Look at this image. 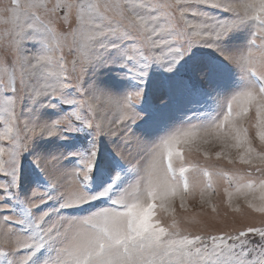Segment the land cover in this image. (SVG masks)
<instances>
[{
  "label": "snow or ice",
  "instance_id": "6c2138e0",
  "mask_svg": "<svg viewBox=\"0 0 264 264\" xmlns=\"http://www.w3.org/2000/svg\"><path fill=\"white\" fill-rule=\"evenodd\" d=\"M193 4H205L232 16L212 17ZM4 11L9 15L0 17V23L11 25L5 32L12 59L7 61L11 71L5 67L7 78L0 88L10 90L12 97L5 99L6 107L0 109V117L4 112L9 113L6 124L19 119L15 105L19 102L21 107L25 100L29 115L23 116V127L17 129L15 136L8 135L11 129L7 127L0 134V139L6 137L10 141L9 149L0 147V173L10 177L7 183L0 184L5 193L0 198V230L5 232L6 243L15 236L10 251H0V257H4L0 264H35L42 251L39 264H264V227H247L235 233L193 234L182 230L176 220L162 224L154 214V209L157 206L163 209L170 198L179 196L183 200L190 194L185 176L188 169L184 166L187 162L178 146L197 135L193 129H203L204 136H215L226 147L232 146L230 140L236 141L235 147L247 145L248 159L242 155L241 160L250 163L255 150L248 139V129L240 122L254 109L256 134L264 144V44L259 67L253 63L250 48L257 39L264 41V0H243L236 4L228 0H174L164 5L154 0H140L139 4L128 0H52L51 3L10 0ZM73 11L78 27L68 34L58 33L54 27L57 18L63 13L67 21ZM189 13L198 22L189 20ZM253 24L257 31L249 36L247 44L230 49L226 44L230 35L242 28L250 30ZM88 41L90 52L74 61V74L69 75L64 47L75 46L82 53ZM27 42H38L39 50L28 49ZM199 48L213 49L243 70V84L230 99H220L215 86L222 66L199 57L195 51ZM182 62L205 78L204 87L190 79L185 81V87L194 94L205 95L215 105L216 115H210L209 122L200 125L186 118L182 124H189L190 128L182 132L136 135L134 125L142 119L137 106L146 95L145 88L150 87L161 104L167 102L168 92L172 91L170 82L153 80L150 74L154 69L174 73ZM109 66L120 68V75L130 82L123 94L117 95L98 85L97 72ZM18 92L21 94L17 95ZM98 104L114 107L117 118L107 123L94 121L87 113L94 114ZM59 105H68L69 110L53 120L40 121L31 114ZM84 130L90 131L92 139L87 148L68 153L76 157V163L71 173L62 172V176L72 177L66 191L60 192L50 179L54 172L64 169L56 166V157H34L33 163L49 183L44 189L34 188L29 197L20 200L13 190L19 187L21 157L32 139L63 138L66 132ZM101 136L117 138L114 151L124 162L123 149L141 148L146 165L142 169L139 166L119 169L111 176V182H104L100 190L92 191V180L102 164L105 171H112L110 165L98 160ZM4 155L7 160L2 159ZM216 155L219 157L221 153ZM258 159L264 163V152L258 154ZM192 169L195 175L202 173L208 177L206 185L199 180L192 184V189L199 188L202 196L212 188L214 175L234 185L235 194L245 199L257 186L264 191V169L259 167L255 171L261 175L255 179L251 171L247 175H229L197 165H192ZM129 171H136L137 179L125 186L123 176ZM6 199L17 201L19 211L4 203ZM52 200L57 201L54 211L58 216L65 209L86 210V214L59 216L58 223L45 226L46 217L52 213L38 210ZM257 210L264 212V207ZM14 225L21 229L19 234L13 231ZM249 234L258 235L259 241L253 243ZM17 249H23L19 258H16ZM253 253L257 255L249 260ZM10 255L12 259H8Z\"/></svg>",
  "mask_w": 264,
  "mask_h": 264
},
{
  "label": "rangeland",
  "instance_id": "374dc122",
  "mask_svg": "<svg viewBox=\"0 0 264 264\" xmlns=\"http://www.w3.org/2000/svg\"><path fill=\"white\" fill-rule=\"evenodd\" d=\"M23 2V0H22ZM49 3L52 0H48ZM95 2V0H93ZM112 2V0H110ZM117 2H123V0H117ZM128 2H134L139 4L140 0H128ZM154 2L161 5L174 3V0H154ZM228 2L236 4L241 3L243 0H228ZM10 6V0H0V17H6L9 15L4 11L5 8ZM199 11L206 12L208 15L216 18L223 19L225 16L231 17V13H224L220 9L211 8L205 4H193ZM118 19V17H116ZM189 20L195 21V18L189 13ZM10 24L0 23V83L7 78L5 74V67H8V71H11L10 65H7V61L11 60V54L9 51L8 40L9 37L5 32L6 28H10ZM54 27L60 34L71 33L72 30L78 27V21L75 11H73L68 20L63 19V13L57 18ZM25 31H33L32 29L25 28ZM256 26L253 24L250 28H242L232 33L226 44L230 49H239L247 44L249 36L256 32ZM71 41V36H69ZM264 41L256 40L255 45H250L253 53V63L256 67L261 63V46ZM91 42L88 41L87 45L83 48L82 53H78L75 46L64 47L63 56L64 63L68 70L69 75L74 74L73 64L74 61L80 59V55L90 52ZM26 47L31 50H35L39 47L38 42H27ZM39 50V48L37 49ZM199 57L208 60H214L222 66V74L219 80L216 82L220 92V99H230L231 95L239 90L243 81L241 75L243 70L234 64L229 63L223 56L210 48H199L195 50ZM79 65H76V71H78ZM122 70L115 66H109L100 68L97 72L95 79L100 87L106 88V90L112 91L117 95L123 94L130 87V82L124 78L120 73ZM153 80H165L171 83L172 91L168 92V100L166 103L161 104L159 96L154 94L150 87L145 88V97L141 103L137 106V111L142 114V119L137 121L134 125V132L140 136L142 134H148L155 136L157 134L163 135L166 131H185L190 128L189 124H182L186 118H192L191 123L200 125L207 124L209 116H215L213 111L215 105H212L203 94H194L192 91L185 87V81L191 80L198 86L204 87L205 78L198 72L190 71L188 66L182 62L178 66L174 73H164L162 71L154 69L150 74ZM92 77L90 76L89 79ZM19 88V84H17ZM21 93H17L20 95ZM215 95V92H213ZM12 93L10 90L0 88V109L5 108V99L11 98ZM79 98V97H77ZM55 103V101H54ZM226 103V101H225ZM11 108L12 105H7ZM28 102L25 100L21 107L19 102L15 105V115L19 117L17 120H11L6 124L5 120H10L8 112H4L0 117V134H3L5 128H10L9 136H15L17 129L23 127L24 117L29 115L27 112ZM69 110L68 105H59L58 108H43L31 113L37 115L40 121L53 120L64 112ZM87 113V110H84ZM87 115L94 121H102L107 123L108 121L115 120L117 118L116 109L112 106L105 104H98L96 106L95 113H87ZM200 118V119H197ZM251 121V123H250ZM255 110L252 109L248 112L247 116L240 122L244 128L248 129V139L251 141V147L255 150L253 158L250 163H244L241 160V156L244 155L245 159L248 156L245 152L247 145L243 147H235L236 141L230 140L232 146L227 150L217 148H205L199 145V139L203 135V129H193L197 131L195 137H188L182 141L178 146L183 160L186 161L185 167L188 171L185 176L189 181V192L183 200L179 196L170 198V201L166 202L164 208L156 207L154 214L159 216L162 224H167L172 220H176L179 227L182 230L191 232L193 234L204 232L205 234H219L221 232L235 233L240 230H244L247 227H264V212L258 211V208L264 207V200L261 199L264 196L259 186L254 191H250L247 199L244 196L235 194V186L229 185L224 182L223 179L212 176V188L207 189L203 196L199 188L193 190L192 184L194 181L199 180L202 185H206L208 177H204L201 174L195 175L193 173L192 165H197L200 168L208 169L210 172H225L229 175H247L249 171L252 172L253 178L259 177L261 174L255 171L256 168L264 169V163L258 159V154L264 152V144L256 134L255 128ZM204 136V135H203ZM92 137L90 131H77L71 133H64L63 138L60 136H36L32 139L28 151H26L20 161V180L19 187L13 191L18 194L19 199L23 200L31 195L34 188L44 189L47 187L49 181L45 175L33 163L34 157L50 158L56 157V166L58 168H64L61 171H56L51 176L52 183L57 184L60 192L66 191V186L72 180L71 175L62 176V172L71 173L72 167L76 163V157L69 156L68 153L75 152L87 148ZM118 143L117 138L111 140L106 136H101L98 139V160L104 162V164L110 165L112 168L111 173L104 170L102 164L99 171L94 175L91 183V190H100L104 182H111V176L115 175V172L119 169L127 167L128 169H134L140 167L141 169L146 165V161H142L144 151L133 146L131 148L123 149L124 161H121L114 151L115 145ZM0 147L6 150L10 148V141L8 138L0 139ZM217 152L221 155L218 157ZM67 157V158H65ZM2 159L7 160V155H4ZM178 174V172H177ZM123 179L125 186L128 183H133L137 179L136 171H129L124 174ZM10 180V177L0 173V184H5ZM227 189V191H226ZM229 192L233 193L229 196ZM5 193L3 189H0V198H3ZM4 203L10 205L11 208H17V201L12 199H6ZM158 205V201L155 202ZM57 201L52 200L46 204L40 206L38 211L47 210L51 212L50 217H46L45 226L50 222H59V216L71 217L74 215H84L86 210L78 209H65L59 213V216L54 211ZM166 209V210H165ZM8 215L9 213H4ZM13 231L17 234L21 232L19 226H12ZM249 240L256 243L259 241L258 235L249 234ZM6 236L3 230H0V251L8 252L15 244V236L11 237V242L6 243ZM17 257L23 255V249H17ZM43 251L38 254L35 264H39L40 259L43 257ZM257 254L253 253L248 259L252 260ZM10 255L8 259H12ZM4 260V257H0V261Z\"/></svg>",
  "mask_w": 264,
  "mask_h": 264
},
{
  "label": "bare ground",
  "instance_id": "6f19581e",
  "mask_svg": "<svg viewBox=\"0 0 264 264\" xmlns=\"http://www.w3.org/2000/svg\"><path fill=\"white\" fill-rule=\"evenodd\" d=\"M201 139H199V145L205 147V148H221L223 150H227L228 147H226L224 144H222L219 140L215 138V136H201Z\"/></svg>",
  "mask_w": 264,
  "mask_h": 264
}]
</instances>
